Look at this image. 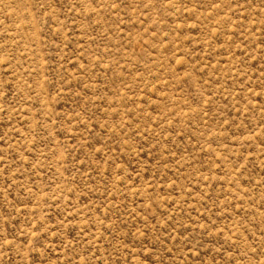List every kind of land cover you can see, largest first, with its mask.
I'll return each mask as SVG.
<instances>
[{
  "label": "rangeland",
  "instance_id": "rangeland-1",
  "mask_svg": "<svg viewBox=\"0 0 264 264\" xmlns=\"http://www.w3.org/2000/svg\"><path fill=\"white\" fill-rule=\"evenodd\" d=\"M0 264H264V0H0Z\"/></svg>",
  "mask_w": 264,
  "mask_h": 264
}]
</instances>
